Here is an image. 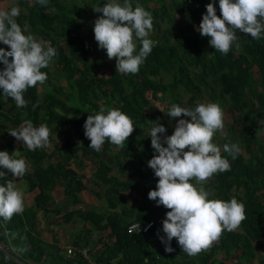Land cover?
Masks as SVG:
<instances>
[{
	"label": "trees",
	"instance_id": "1",
	"mask_svg": "<svg viewBox=\"0 0 264 264\" xmlns=\"http://www.w3.org/2000/svg\"><path fill=\"white\" fill-rule=\"evenodd\" d=\"M15 1L21 8L16 20L22 31L50 42L58 54L41 69L47 73L46 89L41 93L37 84L25 92L26 107L17 108L0 90V129L6 131L9 122L19 126L25 120L36 127L46 124L54 148L50 152L46 148L29 151L23 145L17 154L11 137L0 147L13 158L24 159L28 166L23 177L7 173L0 184L22 180L27 191L35 194L33 205L22 214L8 221L0 218L1 244L24 264H92L82 253L87 247L97 264H263L264 142L258 133L264 130V34L255 40L237 31L239 51L234 44L223 55L197 31L208 3L214 2L217 16L221 15L219 0H131L133 8L139 4L151 12L153 31L149 38L157 43L137 74L124 75L116 72L115 60L110 63L94 38V22L102 13L93 8L108 0H91L90 8L85 0H48L46 6L37 0ZM139 47L137 41V51ZM0 48L8 50L2 43ZM105 68L108 75L103 73ZM207 93L227 106L231 132L236 134V128L240 129L244 149L233 159L223 151V145L231 143L214 138L230 170L213 176L207 187L209 199L227 201L235 197L245 205L246 219L236 230H225L207 251L196 256L184 253L175 239L171 242L174 251L167 253L157 232L164 235L162 221L168 209L148 199V192L155 190L158 181L147 166L155 154L150 130L159 123L166 128L163 135L172 134L158 102L169 100L170 106L194 109ZM102 104L121 110L133 121L135 130L123 148L108 141L100 151L89 148L83 125ZM88 167L95 184L104 187L109 212H63L55 208L58 186L66 197L73 198L74 205L84 201L87 175L81 170ZM126 192L139 194L142 205L129 207ZM40 214L44 219L49 215L55 218L52 226L57 235L60 226L83 223V230L74 234V254L59 247L58 236L52 243L41 238ZM136 221H152L154 226L147 234L129 232V225ZM86 232H97L100 237L94 240ZM0 264L20 263L0 250Z\"/></svg>",
	"mask_w": 264,
	"mask_h": 264
},
{
	"label": "clouds",
	"instance_id": "2",
	"mask_svg": "<svg viewBox=\"0 0 264 264\" xmlns=\"http://www.w3.org/2000/svg\"><path fill=\"white\" fill-rule=\"evenodd\" d=\"M37 2L46 6L48 0ZM93 10L102 13L93 29L98 48L106 51L108 60H115L116 72L137 74L157 43L149 38L153 31L151 12L139 4L133 8L131 0H123L122 4L110 0ZM219 10L221 15L217 16L214 2L208 3L197 29L201 36L209 38L212 49L227 55L235 44L239 51L237 31L252 39H261L264 0H219ZM19 15L20 8L15 4L9 10L0 9V43L8 49L0 48L3 65L0 90L5 97L14 100L17 108H24L27 105L25 92L46 82L47 73L41 69L47 68L58 53L50 42L26 35L17 23ZM166 114L171 118L190 119H178L170 136L163 135L166 128L162 124L151 127L149 136L155 154L147 166L158 181L155 190L148 192V199L168 209L162 221L164 235L157 232L165 252L174 251L171 242L175 239L182 251L191 257L207 251L225 230H236L246 219L245 205L235 197L227 201L209 199L210 192L203 186L214 175L230 170L229 161L221 155V147L213 142L217 132H224L222 107L218 103H207L189 109L172 104ZM83 127L85 137L90 140L89 148L95 151H100L105 141L123 148L135 130L128 115L103 104L99 112L87 116ZM8 132L17 141H23L24 148L29 151L50 146V129L46 124L36 127L32 121L25 120ZM223 151L235 159L241 149L238 144L226 143ZM27 171L24 159L0 151V179L7 173L20 178ZM23 211V191L13 180L0 184V218L8 221ZM133 227L140 229V224ZM150 227L151 224L144 230Z\"/></svg>",
	"mask_w": 264,
	"mask_h": 264
},
{
	"label": "rangeland",
	"instance_id": "3",
	"mask_svg": "<svg viewBox=\"0 0 264 264\" xmlns=\"http://www.w3.org/2000/svg\"><path fill=\"white\" fill-rule=\"evenodd\" d=\"M85 2H86V4H88V7L90 8L91 7V0H85ZM108 2H110V0H108ZM118 2H120V0H118ZM150 5L153 6V3H150ZM111 62H112V60H110V63ZM51 68L54 70V67L52 64H51ZM103 73L108 75L109 74L108 69L107 68L103 69ZM54 77H57L55 71H54ZM63 84H66L65 81L63 82ZM44 89H46V88L43 84L40 86V92L42 93ZM207 103H218L222 107V109L224 110V132L223 133L217 132L215 134L214 138L216 139V142H218L219 140H225L226 139L231 144H233V143L238 144L240 149H241L240 152H244V149H243L242 144H241L240 139H239L240 129L236 128V131H237L236 134L231 132L230 128H231L232 119H231L230 115L228 114L227 106H223L219 101L212 100L209 97V93H207L206 96L203 98V100H201L199 102V104H207ZM157 106L160 107V109L162 110L163 116L167 119V121L170 125L171 132L173 133L177 120L180 118H183V117L171 118L166 114L168 109L171 107L169 100H166L164 102H158ZM258 135H259L260 139L264 142V130L260 131L258 133ZM53 148H54V144L50 143V146L47 147L46 150L50 152V151H52ZM17 154H18V151H17ZM47 163L48 162L46 161L45 164L47 165ZM81 172L87 175L86 183H87L88 189L83 193L84 201L79 205H74L73 198H67L63 192V188L61 186H58L54 192L55 199H57L58 202H57V205H54V207H59L60 209L63 210V212H67V211L74 210V209H81L83 211L95 209L101 213H108L109 210L107 208L105 198H104V187H101V186L95 184V182L92 178V170L90 167H88L86 170H81ZM212 180H213V177H211L210 180L203 185L206 190H207L208 184ZM134 181L136 183H138L139 179H136ZM59 182H60V180H59ZM22 183H23V186H25L24 182H22ZM19 185H21V183L20 184L17 183V186H19ZM23 189L25 190L24 187H23ZM124 196L126 198V204L129 207H132L134 205H142V203H143L141 196L135 192H126L124 194ZM48 219H50L52 223L55 222V218H53V217L52 218L49 217ZM52 223L51 224L49 223L47 226H50V225L52 226ZM41 226H42V221H41ZM41 226H39V230H40L39 232H42L41 228L44 227L45 224L42 227ZM53 228L54 227L52 226V230H53ZM83 228H84V225L81 221H77L75 223L71 222L68 225L66 224V226H63V227L60 226L61 232L59 234H62V235L61 236L59 235V236L61 237L63 243L65 240L66 244H68L69 237L74 238L76 236L77 232H79L80 230H83ZM45 233H48V230L45 231ZM86 233H88V236L89 237L91 236L92 239L100 237L99 233H97V232H95L94 235H91L90 232H86ZM74 234H75V236H74ZM89 247H93L92 244L89 245ZM65 251H67L69 253L68 250H65ZM90 255H91V251H90ZM260 255H262L264 257V251H262L260 253ZM255 264H259V262L256 261Z\"/></svg>",
	"mask_w": 264,
	"mask_h": 264
},
{
	"label": "crops",
	"instance_id": "4",
	"mask_svg": "<svg viewBox=\"0 0 264 264\" xmlns=\"http://www.w3.org/2000/svg\"><path fill=\"white\" fill-rule=\"evenodd\" d=\"M14 4L17 5L15 0H3V1L0 2V9L9 10ZM8 109H10V107H8ZM19 126L9 122V127H8V129L6 131L0 129V147L1 146H5L7 144V139H6L7 137H11V138H13L15 140L16 149H17V151H19V148L24 145L23 141H17L14 137L9 135V132H8V131H10L13 128H18ZM22 182H24V181H22V180L18 181V182H16V184L17 183H19V184L21 183V185H19L18 187H20V189L24 193V209H26V208L31 207L33 205L34 195L35 194L34 193H29L27 191V185L24 182L25 186H23ZM23 187L25 188V190L23 189ZM57 202L58 201L56 199V204L55 205H57ZM55 208H59V207H55ZM49 217L52 218L51 215H49L46 219L43 218L42 214H40V216H39V221H40L39 225L41 226V221H42V226L45 224L44 227L41 226L42 227L41 228L42 232H40L41 238L44 239L47 242H51L52 243L54 238L56 236H58V239H59L58 240L59 241L58 245H59V247L63 251L68 250L70 254H74L75 253L74 251H76V248L74 246V238L69 237L68 244H66L65 240H64V243H65L64 244L62 239H61V237H60L62 234H59L60 236L57 235L56 230H54V229L52 230V226L51 225L47 226L49 223L50 224L52 223L51 220L48 219ZM47 230H48V233H45V231H47Z\"/></svg>",
	"mask_w": 264,
	"mask_h": 264
},
{
	"label": "built area",
	"instance_id": "5",
	"mask_svg": "<svg viewBox=\"0 0 264 264\" xmlns=\"http://www.w3.org/2000/svg\"><path fill=\"white\" fill-rule=\"evenodd\" d=\"M138 224H140V229H138V228H136V227H133L134 225H138ZM149 224H151V227L150 228H148L146 231L144 230L145 228H146V226L147 225H149ZM153 226H154V222H148V223H144V222H142V221H136V222H133V223H131L130 225H129V227H128V230H129V232H132V233H141V234H147V233H149L151 230H152V228H153ZM130 229H131V231H130ZM83 256L86 258V259H88L92 264H97L96 262H95V260L91 257V255H90V248H85L84 250H83Z\"/></svg>",
	"mask_w": 264,
	"mask_h": 264
},
{
	"label": "water",
	"instance_id": "6",
	"mask_svg": "<svg viewBox=\"0 0 264 264\" xmlns=\"http://www.w3.org/2000/svg\"><path fill=\"white\" fill-rule=\"evenodd\" d=\"M0 250L6 254L7 256H9L10 258H12L13 260L17 261L20 264H24L22 261H20L16 256H14L9 250H7L0 242Z\"/></svg>",
	"mask_w": 264,
	"mask_h": 264
}]
</instances>
